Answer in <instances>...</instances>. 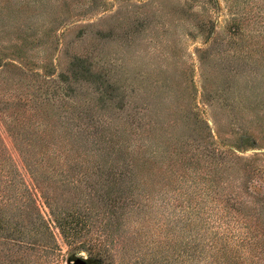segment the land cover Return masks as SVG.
I'll return each mask as SVG.
<instances>
[{"label": "rangeland", "instance_id": "obj_1", "mask_svg": "<svg viewBox=\"0 0 264 264\" xmlns=\"http://www.w3.org/2000/svg\"><path fill=\"white\" fill-rule=\"evenodd\" d=\"M22 146L124 172L87 174L79 205L94 206L89 226L71 243L44 223L52 247L35 244L33 264L258 254L239 247L242 225L222 215L254 219L252 202L264 204V0H0V156L31 185ZM114 183L122 202L108 226L94 211ZM106 226L112 255L99 257L82 243ZM193 229L225 234V250L181 254Z\"/></svg>", "mask_w": 264, "mask_h": 264}, {"label": "trees", "instance_id": "obj_2", "mask_svg": "<svg viewBox=\"0 0 264 264\" xmlns=\"http://www.w3.org/2000/svg\"><path fill=\"white\" fill-rule=\"evenodd\" d=\"M14 135L18 138V131L14 132ZM32 138L38 139L39 137L36 138L35 135ZM26 140L28 141L27 138ZM40 143H43V141L41 140L38 144ZM35 147L32 149L28 146H22L26 153L25 164L29 171L31 185H27L25 182L20 185L14 175L6 168L3 158L0 156V264H33L29 251L35 244L44 247L43 249H51L52 246H50L49 240L44 237L45 232L49 236L54 235L50 228H47L49 222L54 224L66 240L71 243L75 242L89 226L87 224L88 217L92 215V209H94L93 204L89 205L87 202L88 199L83 200V203L88 206L79 205L81 201L79 193L84 184H87V180L92 179L87 174L91 172L97 174L100 178L105 176L107 177L105 180L109 181H114L112 177L116 175H124L121 170L111 168L114 162L107 163L105 161L104 165H99V163L83 165L79 154L72 157L67 150L54 151L50 149L48 153L46 150L41 152L39 148ZM65 155H69L72 159L64 161ZM226 165L227 169H231L228 162H226ZM117 167L119 168L120 165L117 164ZM90 168L91 171H89ZM106 173L107 175H105ZM3 175L6 180L2 182ZM83 176L86 178H83ZM117 188H119L117 183H114L113 187L110 186L111 193H106L107 197L101 196L100 199V196H98L100 202L103 200V211L101 213L100 211H94L96 215L103 214L106 217L104 223H108V226L111 223V216L116 214V208L122 202V196L118 195L120 193H115ZM35 193L39 194L48 209L47 221L36 205ZM90 198L93 199L91 195ZM31 203L33 204L31 205ZM252 203L254 204V213H251V215L254 216V219L250 215L244 214V211L242 220L233 216L228 217V214L225 213L222 215V223L225 224L228 219H233L234 224L236 221L238 222L237 225L240 223L243 227V233L238 236V239H241L239 247L250 251L254 249V245L259 246L258 254L246 255L242 254V251H237V255L233 254L229 258L221 254L214 264H231L232 260L240 261L241 264H258V262H262L259 254H264V204L256 205V202ZM253 221L254 224L251 225ZM44 223L47 226L44 227ZM193 231L196 232L195 241L192 245L184 243L181 249L182 254L188 247H191L189 249L191 250L190 258L192 261H195L194 256L196 257L200 249L205 247L204 245L209 247V253L225 250L227 245L222 243L227 237L225 234L205 233V236H202L201 231L194 229ZM101 234L104 235V239H100L103 235L96 234V236L91 237L82 244H86V247L99 257L111 256L110 239H112V235H110L107 226L101 229ZM218 243L220 245H216Z\"/></svg>", "mask_w": 264, "mask_h": 264}, {"label": "water", "instance_id": "obj_3", "mask_svg": "<svg viewBox=\"0 0 264 264\" xmlns=\"http://www.w3.org/2000/svg\"><path fill=\"white\" fill-rule=\"evenodd\" d=\"M75 264H84V261L82 259H76Z\"/></svg>", "mask_w": 264, "mask_h": 264}]
</instances>
